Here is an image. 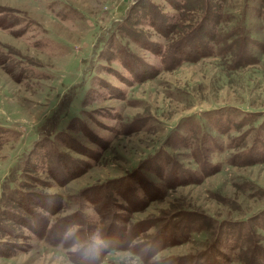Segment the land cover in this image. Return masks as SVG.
Returning a JSON list of instances; mask_svg holds the SVG:
<instances>
[{
  "label": "rangeland",
  "instance_id": "rangeland-1",
  "mask_svg": "<svg viewBox=\"0 0 264 264\" xmlns=\"http://www.w3.org/2000/svg\"><path fill=\"white\" fill-rule=\"evenodd\" d=\"M127 1L0 0V264H87L92 255L95 264H142L123 250L122 229L156 221L133 237L142 242L162 229L167 212L207 229L187 235L171 224L148 260L195 264L187 257L205 251L214 230L220 245L213 255L246 263L248 250L233 246L244 220L261 231L243 248L257 243L264 251V218L257 220L264 212V63L229 74L205 57L164 69L140 39L172 47L178 36L149 22L175 15L171 3L182 0ZM224 2L226 11L242 5ZM193 3L179 8L178 33L192 26L189 15H201ZM219 109L234 111L212 113ZM195 145L209 162H194ZM168 156L182 165L171 189ZM17 191L32 202H14ZM114 215L123 220L114 223ZM233 221L244 230L230 228ZM260 255L254 264H263Z\"/></svg>",
  "mask_w": 264,
  "mask_h": 264
},
{
  "label": "trees",
  "instance_id": "trees-1",
  "mask_svg": "<svg viewBox=\"0 0 264 264\" xmlns=\"http://www.w3.org/2000/svg\"><path fill=\"white\" fill-rule=\"evenodd\" d=\"M194 1L198 5L193 3L192 9L195 10L196 13L198 12V10H201V15H199V18L196 16V14L189 15V17H187V20L193 21L192 26L189 30L180 31L178 33V28L181 26L180 21L183 18L180 17L178 11L179 8L181 12L184 11V8L186 6L185 4L188 3V0H182L183 3H181L180 1L177 3L172 2L171 4L173 5L172 7L174 8V10H178L176 11L177 15H169L166 17L165 21H159V23H156L154 19L155 17H151L149 25L152 26L151 28L153 30L159 31L161 34L168 36V38H171L173 35L178 36L172 47H169L163 42L162 44H158L160 47L157 48L155 46L153 47L152 41L148 43L144 39H140V43L143 42L148 48L145 46L144 47L147 48L150 53L157 52V54H159L161 61L160 63L161 65H163L162 67L164 69H167L169 65L177 68L175 64H178L182 60L184 62H194L205 57L218 59L219 64L217 65L223 68V70L229 74L236 73L238 70L246 66H259L264 63V0H242V5L237 7V10H235V7H233L232 11H226L229 7L225 5L224 0L220 1V5L213 0ZM129 2L130 0L127 1V3ZM140 2H145V0H136L134 6H137V4H139ZM221 4L224 5L223 11L221 8ZM152 7L154 8L153 5ZM150 13L152 14L153 12L150 11ZM155 24H159L160 26H157ZM216 26L220 27L219 34H217L218 30L215 29ZM255 33L259 34L261 36V39L255 37L253 35ZM136 61L137 64H135L134 62L133 64L137 67V65L140 63H138V60ZM142 78L145 79L149 77ZM233 111L234 109H219L213 110L212 113L217 116H221V113ZM248 115L251 117H255L257 115V112L250 111L248 112ZM247 123L255 124V120L252 118L251 121H247ZM189 124H193L192 121H189ZM215 128L216 130H219L217 127ZM192 147H194L192 149V159L195 163H197L196 158L202 162H209L208 158L205 155V149H202L198 145ZM238 152L240 151H236L234 152V154ZM242 154V157H244V153ZM168 159L170 162L168 163V173L166 174L165 181H169V183L166 185V188L171 189L173 188V185L170 182H173L175 180V178H172L171 176L175 175V171H178L180 173L179 169L182 168V165H180V163H178L177 161H171V156H168ZM216 171H219V169L213 168V173ZM17 192L18 199H13L14 202H16L17 204L25 203V201L32 202L27 192ZM158 195L159 196L157 198L160 197V194ZM19 196H21V198ZM134 198L137 199L136 196ZM151 199L152 198H150L149 200ZM129 207L131 208L130 205ZM174 213L175 212L165 213V218L167 219L166 224L162 227L161 230L160 227L156 229L157 233L154 232V235L151 234L148 238L145 237L146 239H144L143 237L142 242H133V237L138 236V232L143 233L142 230L146 231V228L148 227L156 228V221L142 220L138 222L133 221L132 223H130L127 227L126 233L125 229H122V234H119V238L123 239V243L125 242V244H122L124 246L123 250H128L129 252H131V254H133L135 258L141 261L142 264H167L161 259L155 262L153 260L151 261L148 259L153 258L155 256L156 250L160 247L159 246L158 248H155L157 244L155 241H157L158 238L163 235L164 231L166 230V232L169 233V236L171 235V232H169L171 231V229H168L171 224L172 228H176L179 230H188L187 235H190L191 233H198L204 229H207L202 228L203 223H196L193 220L189 221L188 218H191L192 216L183 213ZM115 218L123 220L121 217L114 215V223ZM263 218L264 212L257 218V220L259 221ZM23 224L24 227L28 229L32 228L30 222L24 221ZM229 224L230 228H234L238 231H241V228L243 229L241 222L233 221ZM219 225L220 230H222L225 224L223 223L221 225L219 223ZM243 225L245 232L240 236V238L243 239H241V242H236L235 244H233V246L236 249L248 250V253H246L247 257L245 255L246 263L243 264H247V261L248 264H254L255 258L257 256H261L260 254H262V252L264 251L258 247L257 243H255L252 247L246 248H243V243H247L248 240H252L253 242L259 240V237H257V233L259 232L258 230L261 231V228L260 225L249 223L246 220L243 221ZM114 226L119 227L118 225ZM51 229H54V225L51 227ZM218 234V231L209 230L208 237H212L213 235L214 236L212 238V241L208 244L207 249L205 251L200 252L198 255H193V257H187V260H193L195 264H224L226 253H220L222 255V258L220 257L219 253L218 255H213L212 253V251L219 249L220 244L218 243ZM261 234L264 235V230L261 232ZM187 235L184 236V239L181 240L180 244L188 240ZM244 236L246 237L245 240ZM167 239L168 238H162L161 240H163L165 243ZM147 240H150V244L148 245H146L145 242ZM168 240L169 243H172L171 238H169ZM166 244L167 243H165L164 245ZM207 254L209 256H207ZM216 256H218L217 259ZM85 258L86 255L83 258L80 256L79 259H76V262L79 263ZM234 258L235 262L237 263L239 261V258L237 257V255ZM85 260L87 264H95V257L93 255ZM101 261L102 259L100 260V262ZM262 263L264 264V259H262ZM107 264H115V262H112L111 260L110 262H107Z\"/></svg>",
  "mask_w": 264,
  "mask_h": 264
}]
</instances>
